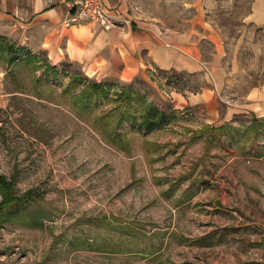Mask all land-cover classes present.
Masks as SVG:
<instances>
[{
  "label": "rangeland",
  "instance_id": "rangeland-1",
  "mask_svg": "<svg viewBox=\"0 0 264 264\" xmlns=\"http://www.w3.org/2000/svg\"><path fill=\"white\" fill-rule=\"evenodd\" d=\"M256 1L109 0L163 31L206 28L220 42L217 49L202 44L201 72L155 68L146 79L116 81V92L132 86L149 105L175 113L169 126L143 134L124 123L119 146L112 137L125 105L111 89L96 107L79 108L75 97L86 85L71 81L110 77L96 65H53L0 35V174L14 181L17 196L34 194L14 207L17 217L0 222V264H264L260 229L241 225L255 221L254 202L247 209L232 199L224 207L212 177L228 167L251 170L255 179L264 172V117L245 112L256 100L248 94L264 88ZM204 89L216 96L207 112L179 107L177 94ZM232 107L242 112L225 119ZM249 124L260 129L250 133ZM204 125L214 130L201 134ZM222 156L238 158L228 166Z\"/></svg>",
  "mask_w": 264,
  "mask_h": 264
},
{
  "label": "crops",
  "instance_id": "crops-1",
  "mask_svg": "<svg viewBox=\"0 0 264 264\" xmlns=\"http://www.w3.org/2000/svg\"><path fill=\"white\" fill-rule=\"evenodd\" d=\"M104 3L118 15L116 26L110 30L88 21L64 27L62 20L68 16L69 11L57 1L0 0V35L15 37L17 45L24 46L29 54L44 55L53 65L73 62L84 69L96 65L98 75L123 82H131L138 76L146 79L148 72L155 68H173L190 74L201 72L207 63L202 44L209 41L214 49L219 47L220 42L215 39V33L206 28L201 33L195 28L166 32L155 23L131 18L127 10L111 5L109 0H104ZM253 9L252 19L264 28V0L256 1ZM259 90L255 89L248 94L256 100L250 101L245 112L264 117V88L261 93H258ZM175 97L180 108L199 105V108L205 107L206 112L214 104L213 97L216 100L213 91L206 89L187 97L181 94ZM240 112V108H229L225 119ZM217 121L218 118L214 120L215 123ZM247 128L250 133L260 129L257 126L254 129L250 124ZM263 139L264 136L260 137L259 142L263 143ZM260 156L264 158V152H260ZM222 157L228 166L233 159L238 158ZM260 173V177L255 179L251 170L228 167L217 169L212 177L214 188L218 194L222 193L224 207L225 202L232 199L235 200L234 206L239 200V207L247 209L249 201L254 202L258 214L255 221L243 219L241 225L257 226L260 233L256 237L263 240L264 215L260 211V208H264L263 170Z\"/></svg>",
  "mask_w": 264,
  "mask_h": 264
},
{
  "label": "trees",
  "instance_id": "trees-1",
  "mask_svg": "<svg viewBox=\"0 0 264 264\" xmlns=\"http://www.w3.org/2000/svg\"><path fill=\"white\" fill-rule=\"evenodd\" d=\"M11 62L18 63L15 62V60H12ZM67 66L68 64L66 62L61 64V67L63 68ZM48 69L56 75L59 73L57 67L49 65ZM74 76L76 78H74ZM71 81L75 84H80L84 81L86 85H84L85 88L83 89L82 93L78 95V97H75V100L77 99L75 104L79 108L86 110L96 107L103 98L109 96L111 89H113L112 94H116L114 102L125 105V108L121 112L123 114V118L116 123L117 128L114 131L112 137V142H114V144L117 146L124 143L121 141L123 140V135L125 132L124 130H118L124 123L130 124V130L133 128H138L139 132L143 134L145 132H152L169 126L172 117L175 115L174 112L166 113L156 106L149 105L146 97L132 86L123 85L121 86L122 88H120L122 91L120 93L116 92L118 90H115L114 88L118 87V84L116 83L117 80H114L111 77L107 80H101L104 82H97L92 79L73 75ZM118 94H120V96H118ZM141 111L144 114L142 116H137V113H140ZM136 117L142 119L141 123H135L134 118ZM206 129L209 131L214 130L210 126L204 125L203 130H201V134H203V131ZM0 194L2 196L0 201V222L9 220L12 217H17L19 209L17 210L14 207L18 204H21V202L26 203L27 201H31L34 197V194L30 192H28L27 196L26 194L23 196H17L14 181H8L7 178L2 174H0ZM13 209L15 212L10 214ZM202 244H208V242H202ZM136 248L140 249L137 245Z\"/></svg>",
  "mask_w": 264,
  "mask_h": 264
},
{
  "label": "built area",
  "instance_id": "built-area-1",
  "mask_svg": "<svg viewBox=\"0 0 264 264\" xmlns=\"http://www.w3.org/2000/svg\"><path fill=\"white\" fill-rule=\"evenodd\" d=\"M64 4L68 8V16L62 20L64 27H70L85 21L94 22L105 30L116 26L118 15L113 13L104 0H50Z\"/></svg>",
  "mask_w": 264,
  "mask_h": 264
}]
</instances>
